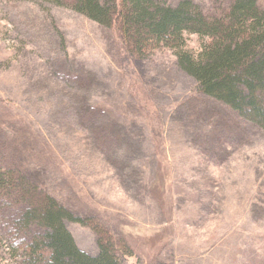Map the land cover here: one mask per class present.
Segmentation results:
<instances>
[{
  "label": "rangeland",
  "instance_id": "1",
  "mask_svg": "<svg viewBox=\"0 0 264 264\" xmlns=\"http://www.w3.org/2000/svg\"><path fill=\"white\" fill-rule=\"evenodd\" d=\"M192 1L214 14L231 0ZM0 142L125 238L122 264H264V130L200 94L169 50L137 61L116 28L65 5L0 0ZM67 227L98 253L91 227ZM0 264H17L4 245Z\"/></svg>",
  "mask_w": 264,
  "mask_h": 264
},
{
  "label": "trees",
  "instance_id": "2",
  "mask_svg": "<svg viewBox=\"0 0 264 264\" xmlns=\"http://www.w3.org/2000/svg\"><path fill=\"white\" fill-rule=\"evenodd\" d=\"M45 1L116 28L126 52L137 61L156 51H171L179 68L196 81L200 94L264 130V9L259 0H231L214 14L205 13L192 0L176 4L164 0ZM187 34L200 37L198 51L188 47ZM158 153L163 159L160 168H168L165 151ZM67 222L93 229L96 255L77 245ZM0 245L17 264H122V256L134 254L125 238L92 218L76 215L42 188L2 142Z\"/></svg>",
  "mask_w": 264,
  "mask_h": 264
}]
</instances>
